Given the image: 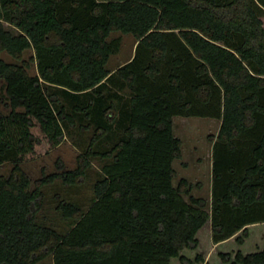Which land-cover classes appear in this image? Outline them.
Here are the masks:
<instances>
[{
  "label": "trees",
  "instance_id": "16d2710c",
  "mask_svg": "<svg viewBox=\"0 0 264 264\" xmlns=\"http://www.w3.org/2000/svg\"><path fill=\"white\" fill-rule=\"evenodd\" d=\"M114 32L132 34L137 46L111 71L122 46L109 40ZM0 80L11 107L0 111V169L13 164L0 175V264L48 256L54 264H190L182 252L198 247L205 225L214 244H243L250 226L264 224V0H0ZM177 117L221 122L210 136L208 202L191 196L186 179L174 185ZM77 122L95 128L78 168L41 186L55 177L75 186L92 158L109 161L86 211L59 204L74 220L61 234L39 222L44 195L21 163L40 144L59 146ZM117 132L112 148L96 150ZM220 256L264 264V248Z\"/></svg>",
  "mask_w": 264,
  "mask_h": 264
},
{
  "label": "rangeland",
  "instance_id": "374dc122",
  "mask_svg": "<svg viewBox=\"0 0 264 264\" xmlns=\"http://www.w3.org/2000/svg\"><path fill=\"white\" fill-rule=\"evenodd\" d=\"M5 28L13 30L6 23ZM115 38H122V46L120 52L110 58L107 68L111 71H115L130 61L137 46V40L132 34L114 32L109 40ZM32 56H34V52L27 51L23 59L30 62ZM2 58L8 63L21 64L7 53H3ZM31 64L29 73L31 76H35L38 74L36 62ZM0 111L4 115H9L11 112L6 83L3 80H0ZM79 124L77 122L75 127L68 125L66 138L59 146L49 150L46 144H40L35 156L21 163L22 169L32 181L33 189L41 186L42 180L47 177L59 176L66 171H74L78 168L79 157L88 150L90 141L95 134L94 127L90 126V128L80 130ZM87 124V121L83 123L84 126ZM220 126L221 122L214 119L182 117L174 119L175 136L182 141L181 157L174 162L176 170L174 185L177 187L182 179H186L192 185L191 196L205 199L207 202L211 200L212 187L213 143L210 141V136H217ZM121 136V132H117L115 136L112 135L109 139L99 141L96 150L99 152L109 150ZM108 161L100 157L92 158V165L88 168L86 180L75 186L65 184L61 177H55L53 181L41 186L44 198L42 210L38 214L39 222L52 226L61 234L69 232L74 220L65 219L62 216L61 211L58 210L59 204L66 201L76 204L86 211L95 197L96 182L103 178L101 168ZM12 168L13 164L4 165L0 169V175L8 177ZM184 197L190 202L188 195H184ZM209 234V227L205 225L197 234L198 247L195 250L186 249L182 252L190 264H230L225 262L220 255L229 254L234 258L238 251L249 254L264 248V225L249 228V237L245 238L243 244H239L235 239L219 248L214 247ZM38 264H54L53 258L48 256ZM171 264L183 263L178 258H174Z\"/></svg>",
  "mask_w": 264,
  "mask_h": 264
},
{
  "label": "crops",
  "instance_id": "0c3cea01",
  "mask_svg": "<svg viewBox=\"0 0 264 264\" xmlns=\"http://www.w3.org/2000/svg\"><path fill=\"white\" fill-rule=\"evenodd\" d=\"M258 225H264V224H258ZM258 225H253V226H258ZM253 226H250L249 228H251V227H253ZM209 227V226H208ZM202 230V229H201ZM209 232H210V238H211V240H212V234H211V228L209 227ZM236 239V237H233V238H231L230 240H228V241H225V242H222V243H219V244H214L213 243V241H212V243H213V245H214V247H216V248H219V247H221V246H223L224 244H227V243H230V242H233V240H235Z\"/></svg>",
  "mask_w": 264,
  "mask_h": 264
}]
</instances>
